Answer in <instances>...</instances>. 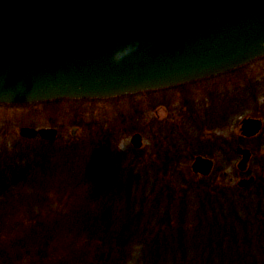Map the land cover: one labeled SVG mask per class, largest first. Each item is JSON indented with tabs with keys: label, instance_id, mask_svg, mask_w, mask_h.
<instances>
[{
	"label": "water",
	"instance_id": "water-1",
	"mask_svg": "<svg viewBox=\"0 0 264 264\" xmlns=\"http://www.w3.org/2000/svg\"><path fill=\"white\" fill-rule=\"evenodd\" d=\"M135 51L119 64L117 52ZM264 56V0H0V103L109 98L186 83ZM264 122L245 117L243 136ZM75 134V129L72 131ZM19 134L55 140L56 127L24 125ZM135 148L143 145L133 133ZM239 168L252 150L238 145ZM214 160L197 155L192 172L209 176ZM242 177L241 187L255 181Z\"/></svg>",
	"mask_w": 264,
	"mask_h": 264
},
{
	"label": "rangeland",
	"instance_id": "rangeland-1",
	"mask_svg": "<svg viewBox=\"0 0 264 264\" xmlns=\"http://www.w3.org/2000/svg\"><path fill=\"white\" fill-rule=\"evenodd\" d=\"M245 117H258L264 122V56L215 76L119 97L62 98L33 105L0 103V150L10 153L15 149L20 151L23 146L36 152L42 146L40 137L29 143L20 136V127H56L59 135L52 142L57 146L62 147L69 140H76L73 144L69 143L73 148L86 140L84 143L87 145V155L93 157L96 154L94 162L104 166L106 163H114L115 168L121 169L123 166L131 168L135 183L145 175L155 179L146 174L153 169L150 164L155 160L156 165H166V172L169 171V165L173 167L174 173L177 171L178 174L180 171L179 179L176 178L177 184L172 183L176 189L183 182L190 181L189 196L192 188L196 189L199 183L207 193L218 190L234 196L238 202L245 201L249 204V197L245 198L255 194L257 186L264 182V128L254 137L243 136L239 128ZM74 129L75 134L72 133ZM136 132L143 136L141 148H135L131 143V136ZM101 142L105 147L102 151L100 145H95L102 144ZM238 145L250 148L253 153L245 169L238 165L241 156L234 151ZM197 155L214 160V168L209 176H197L192 172L191 164ZM66 162L62 173L55 177L43 179L41 176L35 178L37 174L31 175L24 181L16 182L20 188L12 190V193L0 194V264H31L25 258L22 260L25 248L32 242L31 239L40 241L45 233L37 229V238L43 234L38 240L36 237L32 238L33 234L27 229L31 227L30 224L43 223L44 220L38 217L42 199L56 200L58 212L66 208L65 204L69 200L66 190L69 191V186H77L81 182L79 178H69L70 172L77 178V170L69 161ZM142 165L144 168L139 172L138 167ZM125 170L129 173L128 168ZM114 173L117 174L114 171L104 179L108 186L117 180ZM250 175L256 177L253 183L246 187L238 185L242 177ZM143 184L145 183L142 182L141 185ZM81 192H86V188L81 189ZM179 194V225L183 227L185 221L182 218L187 207L183 204L182 210L184 200L182 193ZM83 196L80 201L85 200ZM77 199L78 197H72L67 211L60 212V216H57L62 225L69 221L67 215ZM195 199L197 202L199 196L195 195ZM262 201L261 206L264 208V199ZM256 207L253 209L255 211H250L253 216L258 217L259 207ZM250 211L248 216H252ZM63 214H66V218ZM259 217L264 226V216L259 214ZM106 222L105 225L108 224ZM63 235L64 232L60 233L61 239ZM63 254L64 250L60 249L53 252L52 256L58 258ZM37 260L35 258V264L38 263Z\"/></svg>",
	"mask_w": 264,
	"mask_h": 264
},
{
	"label": "trees",
	"instance_id": "trees-1",
	"mask_svg": "<svg viewBox=\"0 0 264 264\" xmlns=\"http://www.w3.org/2000/svg\"><path fill=\"white\" fill-rule=\"evenodd\" d=\"M26 140L31 143L36 139ZM39 140L41 151L33 152L21 145L23 149L20 151L3 153L0 150V194L12 193L20 188L16 182L31 175L37 174L35 178L41 176L43 179L55 177L62 173L66 161L77 170L78 177L70 172L69 178H79L81 182L69 186L66 208L58 212L56 200L42 199L38 217L44 221L30 224L27 231L34 239L37 229L45 236L41 238L43 234H40L39 238L36 237L41 238L40 241L31 239L32 242L27 244L22 259L25 258L27 263L35 264L37 258V264H127L130 246L140 242L145 245L142 264H264V226L259 220V214L264 216L261 206L264 182L257 186L255 194L245 198L249 197V204L238 202L234 196L218 190L207 193L199 183L189 196L190 181L183 182L178 189L172 184H177L180 171L174 173L171 165L166 172V165H156L154 160L150 164L153 169L146 174L155 179L141 173L143 178L135 183L131 168L123 166L121 169L115 168L114 163L104 166L94 162L96 154L93 157L87 155L86 140L79 142L74 149L70 144L76 140H69L62 147L52 141ZM95 145H100L102 151L103 143ZM143 168V165L138 167L139 172ZM113 170L117 173H114L117 180L108 186L104 179ZM142 182L145 184L141 185ZM83 188L86 192H81ZM194 191L197 194L192 195ZM179 193L184 200L182 210L183 204L187 207L183 213V227L179 225ZM195 195L199 196L197 202ZM81 196L85 200L80 201ZM72 197L78 199L67 213L69 221L62 225L57 216L67 211ZM256 206L259 207L258 217L250 211H255ZM249 211L252 216H248ZM62 216L66 218V214ZM62 232L64 237L61 239ZM60 249L64 254L53 257L52 253Z\"/></svg>",
	"mask_w": 264,
	"mask_h": 264
},
{
	"label": "clouds",
	"instance_id": "clouds-1",
	"mask_svg": "<svg viewBox=\"0 0 264 264\" xmlns=\"http://www.w3.org/2000/svg\"><path fill=\"white\" fill-rule=\"evenodd\" d=\"M135 51L133 46L126 47L123 51L117 52L112 58V62L119 64L125 57L132 55ZM145 245L140 242H135L130 246L129 258L127 264H142V258L144 256Z\"/></svg>",
	"mask_w": 264,
	"mask_h": 264
},
{
	"label": "flooded vegetation",
	"instance_id": "flooded-vegetation-1",
	"mask_svg": "<svg viewBox=\"0 0 264 264\" xmlns=\"http://www.w3.org/2000/svg\"><path fill=\"white\" fill-rule=\"evenodd\" d=\"M241 136V135H240ZM242 137V136H241Z\"/></svg>",
	"mask_w": 264,
	"mask_h": 264
}]
</instances>
